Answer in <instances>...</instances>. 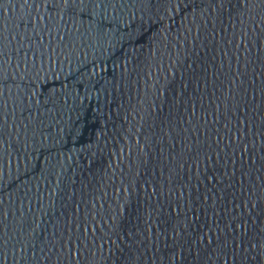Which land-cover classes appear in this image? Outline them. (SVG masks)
<instances>
[{
  "label": "water",
  "instance_id": "obj_1",
  "mask_svg": "<svg viewBox=\"0 0 264 264\" xmlns=\"http://www.w3.org/2000/svg\"><path fill=\"white\" fill-rule=\"evenodd\" d=\"M0 264H264V0H0Z\"/></svg>",
  "mask_w": 264,
  "mask_h": 264
}]
</instances>
